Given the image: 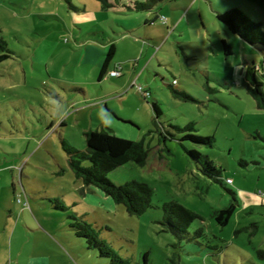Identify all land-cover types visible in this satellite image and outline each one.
Wrapping results in <instances>:
<instances>
[{
  "label": "rangeland",
  "instance_id": "obj_1",
  "mask_svg": "<svg viewBox=\"0 0 264 264\" xmlns=\"http://www.w3.org/2000/svg\"><path fill=\"white\" fill-rule=\"evenodd\" d=\"M104 3L0 0V42L10 52L0 63V264H109L75 235V214L129 264H264V167L241 164L264 153V141L251 136L264 137V107L246 80L254 64L264 90L263 49L228 37L216 18L237 9L264 32V0H164L150 24L151 16L128 0L131 9ZM223 39L231 56L223 55ZM111 44L116 50L100 78ZM152 102L161 110L156 119ZM188 122L200 136L214 137L211 148L172 128ZM160 127L172 137L164 140ZM101 128L148 151L145 165L129 162L107 176L116 185L149 183L151 213L129 215L69 168L62 141L85 151L84 132ZM184 148L214 161L222 185L203 176ZM228 191L237 203L221 227L214 214L231 202ZM170 201L202 217L188 229L193 241L179 242L155 222ZM15 228L13 237L5 235ZM2 240H11V256ZM195 241L211 249L198 252Z\"/></svg>",
  "mask_w": 264,
  "mask_h": 264
},
{
  "label": "trees",
  "instance_id": "obj_2",
  "mask_svg": "<svg viewBox=\"0 0 264 264\" xmlns=\"http://www.w3.org/2000/svg\"><path fill=\"white\" fill-rule=\"evenodd\" d=\"M148 1L153 2L154 0L135 1L131 4H134L133 6L141 10H145ZM163 1L164 0H160V2ZM104 2H106V0H104ZM107 4V2L106 4L104 3V8L115 7L114 5ZM125 8L131 9L130 6H126ZM216 18L228 37L229 34H232L240 38L246 46L248 45L254 48L260 46L263 49L262 63H264V32L260 24L252 21L244 13L233 8H226L222 12H217ZM153 21L154 20L146 21V23L150 24ZM221 46L225 57L231 56L234 53L233 46L226 39L221 40ZM115 50V44H111L101 66L100 78L106 75L107 67ZM1 51H3V53L0 54V63L8 59L10 53L3 41L0 42V52ZM113 71L117 72V69L114 68L110 72ZM256 73L257 69L255 65L249 64L246 71L248 91L256 100L258 108H263V83L256 77ZM173 83H175V81ZM175 94L187 100L191 99L190 96L183 91H177ZM146 97L144 96L145 99ZM151 106L156 119L161 115L160 107L156 102H152ZM160 128L161 130H159V132L164 140H166L167 137H172L170 132L165 131L162 127ZM172 128L179 133H184L182 140H187L193 145L211 148L214 143V137H204L196 133L197 129L194 122H188L183 127L175 126ZM83 135L86 142L85 151H78L62 141V147L67 154L69 168L73 172L75 178L81 180L87 187H94L102 191L106 197L111 199L110 201L113 204L121 205L131 216H141L147 212L151 213L155 208L152 205L154 191L149 183L132 180L123 185H116L107 176L113 170L129 162L138 166L145 165L148 159V151L144 145L141 142L120 138L104 128L100 130H89L84 132ZM251 136L252 138H260L264 141V137L257 134V132L252 133ZM184 151L192 160L199 164V171L203 176L213 179L218 184L222 183L220 169L215 165L214 161L209 159L208 156L201 154L196 149L189 150L184 148ZM241 164L245 167H257L256 162L242 160ZM227 180L231 181V179L228 178ZM226 184L229 183L226 182ZM228 192L232 196L231 202L214 214L215 222L221 227L226 226L235 213V206L237 203L235 195L231 191ZM55 208L65 210V206H62L59 202L55 203ZM158 210L162 211L161 213H155L160 216V218H157L159 220H155V222L161 226V231L170 232L179 242L183 241L188 243L194 240L190 236L186 237V235H188V229L195 220H202V217L198 213L186 208L176 201L164 203ZM75 215L70 216V219H72L70 227L77 237L85 239L88 248L97 250L101 257L109 260V264H129L99 238L94 228L88 222ZM202 234V230L199 229L194 233V238H198ZM195 243V246H199L197 248L198 252H205V250L211 249L207 246L201 247V244H198L196 241Z\"/></svg>",
  "mask_w": 264,
  "mask_h": 264
},
{
  "label": "crops",
  "instance_id": "obj_3",
  "mask_svg": "<svg viewBox=\"0 0 264 264\" xmlns=\"http://www.w3.org/2000/svg\"><path fill=\"white\" fill-rule=\"evenodd\" d=\"M108 1V3L109 4H111V5H114L115 7H123V6H128L127 4H125V1L126 0H106V2ZM128 1H130V2H135V1H133V0H128ZM136 1H144V0H136ZM160 0H154L153 2H151V1H148L146 4H147V7L145 8V12H147L148 14H149V16H151V18H150V20H154L155 21V19L157 20L158 19V14L156 13V12H154V11H156V8L160 5ZM131 5V4H130ZM131 7V6H130ZM155 9V10H154ZM150 20H146V21H150ZM103 64V63H102ZM107 69H108V67H107ZM113 70V69H112ZM111 70V71H112ZM247 157H249V156H247ZM264 160V153H262L260 156H258V155H256V158L255 157H253L252 159H251V157H250V160L249 161H247V162H256L257 163V166L258 167H264V165H261L260 164V162H259V160ZM7 230H9V229H6L5 231H7ZM15 230H16V228L13 230V232L11 233V235H10V232H5V235L6 236H11V237H13L14 235H13V233L15 232ZM11 239V238H10ZM2 247L4 248V250L5 249H7L8 250V253H9V255L11 256L12 255V245H11V240L9 241L8 240V242H5L4 240H2ZM16 254H17V256H19L17 259H16V262H19V258H20V256L22 255V253L20 252V251H16ZM12 264V263H11ZM29 264H37L35 261L34 262H29Z\"/></svg>",
  "mask_w": 264,
  "mask_h": 264
},
{
  "label": "built area",
  "instance_id": "obj_4",
  "mask_svg": "<svg viewBox=\"0 0 264 264\" xmlns=\"http://www.w3.org/2000/svg\"><path fill=\"white\" fill-rule=\"evenodd\" d=\"M117 75H118V72H115V71L111 72V74H110V76H117ZM138 91L141 92V88L140 87H139ZM141 93L143 94V92H141ZM144 96L145 97L148 96V92H144L143 97ZM227 183H231V181L227 180ZM18 202H19V199H18Z\"/></svg>",
  "mask_w": 264,
  "mask_h": 264
},
{
  "label": "clouds",
  "instance_id": "obj_5",
  "mask_svg": "<svg viewBox=\"0 0 264 264\" xmlns=\"http://www.w3.org/2000/svg\"><path fill=\"white\" fill-rule=\"evenodd\" d=\"M223 11V10H222Z\"/></svg>",
  "mask_w": 264,
  "mask_h": 264
}]
</instances>
